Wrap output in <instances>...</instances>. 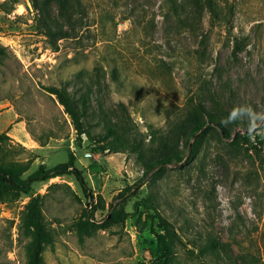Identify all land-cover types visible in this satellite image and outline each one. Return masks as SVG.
Listing matches in <instances>:
<instances>
[{
	"label": "rangeland",
	"instance_id": "1",
	"mask_svg": "<svg viewBox=\"0 0 264 264\" xmlns=\"http://www.w3.org/2000/svg\"><path fill=\"white\" fill-rule=\"evenodd\" d=\"M218 4L217 16L203 9L180 26L166 0H80L54 48L43 22L61 20L55 0H0V166L24 178L73 153L93 194L72 173L29 192L1 184L0 264H264V137L253 140L247 121L228 126L240 129L235 144L205 128L181 161L149 171L100 139L102 123L117 122L150 161L184 145L175 132L198 103L216 120L237 104L264 111V0ZM55 87L79 104L91 87L88 132ZM210 236L223 247L205 249Z\"/></svg>",
	"mask_w": 264,
	"mask_h": 264
},
{
	"label": "trees",
	"instance_id": "2",
	"mask_svg": "<svg viewBox=\"0 0 264 264\" xmlns=\"http://www.w3.org/2000/svg\"><path fill=\"white\" fill-rule=\"evenodd\" d=\"M58 6V14L61 18L59 21L57 18H52L48 23L44 20L43 22V33L47 36L53 37L52 46L57 48L58 43L56 40L60 38H65L68 35V27L72 20L76 17V12L80 9V0H55ZM166 5L168 11L175 16L176 21L180 26H189L193 24H198L201 19V12L203 9L209 11L212 15H218V0H166ZM238 50V45L236 44L233 52L235 53ZM80 79V78H79ZM52 92L56 93L59 97L61 103L64 105L65 110L69 113L74 126L79 133L88 132L83 128V119L82 117L88 114V109L91 104L89 101L91 87H88L85 91L81 92L80 104L70 98L69 94L66 92L65 87L61 88H51ZM103 112V111H102ZM99 113L98 116L100 119H103L102 114ZM207 114L205 118L204 115ZM216 115L211 114L205 111V107L198 103L197 106L193 109L191 117L188 119L186 129L182 130L177 129L175 134H177V142L179 144L182 139V135L187 138H184V145L182 147L174 146L169 151L163 153L161 156L154 158L150 161L143 158L141 152V142L136 140V138H130L129 136L123 134L118 129L117 122H111V120L104 121L102 127L104 129L102 136L100 137L102 142V148L109 149L111 151H130L137 153L138 158L140 159L145 169L149 171L150 169L161 165L169 164L174 161H181L186 154V149L190 137H197L200 135V131L205 128H212L218 130L222 137L230 138V144H235L237 142L238 136L241 133L240 129L235 130L234 136H231L230 127H224L220 124V120H216ZM247 133L243 134L246 135ZM8 138V135L5 132L0 133V143ZM235 140V141H234ZM192 144V143H191ZM66 173H72L74 177L80 184V187L88 199L93 198V194L89 186L87 185L86 180L84 179L81 169H79L75 164V155L69 153L68 157L64 161L57 162L56 164L46 167L43 165L38 166L35 170L30 172L26 177H21L18 172L12 169H5L0 166V185L3 183H9L16 188L22 190L23 192H29L31 189V184L34 181L47 180L51 177L57 175H63ZM130 190V187H125L122 189L117 196L125 198V195ZM40 207L38 204V199L34 198L30 210L28 213L29 219L35 226H38V215ZM110 215H117L121 219H124L126 214H121L117 209H111ZM92 215V212H90ZM160 242H163V235L158 234ZM225 242L220 241L215 237H208L205 245V249L210 247H223Z\"/></svg>",
	"mask_w": 264,
	"mask_h": 264
},
{
	"label": "clouds",
	"instance_id": "3",
	"mask_svg": "<svg viewBox=\"0 0 264 264\" xmlns=\"http://www.w3.org/2000/svg\"><path fill=\"white\" fill-rule=\"evenodd\" d=\"M247 121V132L254 140L255 135L264 137V111H256L251 104H237L231 108L226 117L221 118L220 124L228 127L239 122Z\"/></svg>",
	"mask_w": 264,
	"mask_h": 264
}]
</instances>
